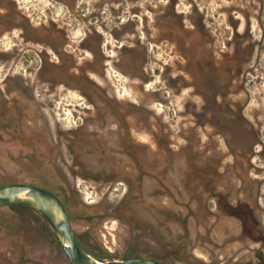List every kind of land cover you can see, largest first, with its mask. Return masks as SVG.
<instances>
[{"label": "rangeland", "instance_id": "rangeland-1", "mask_svg": "<svg viewBox=\"0 0 264 264\" xmlns=\"http://www.w3.org/2000/svg\"><path fill=\"white\" fill-rule=\"evenodd\" d=\"M93 2L0 0V185L56 192L106 260L264 264V0H96L97 59L81 46ZM52 18L77 65L57 85L27 41L52 38ZM8 206L0 248L71 264L39 212Z\"/></svg>", "mask_w": 264, "mask_h": 264}, {"label": "flooded vegetation", "instance_id": "flooded-vegetation-1", "mask_svg": "<svg viewBox=\"0 0 264 264\" xmlns=\"http://www.w3.org/2000/svg\"><path fill=\"white\" fill-rule=\"evenodd\" d=\"M93 4H92L93 8L90 11V14L93 13V15H89V14L84 12L81 16V18L83 20H86V21H91V19L93 17L97 18L95 23H93L94 25H88L87 26L88 30L85 32L86 34L83 37V42L81 43V46L83 47L84 50L88 49L93 54V56H94L93 58L97 59L99 56L103 57V54H105V50H103V45H104L105 41L101 38L102 37V31L100 28L102 27V25L104 27H106V26H105V23L104 24L101 23L102 15H101V10H100V7H101L100 4L98 2H96V0H94ZM113 16L115 18L117 17L115 10H114ZM50 23H51V28H50L49 32L52 35V38H49L48 40H45V39L40 40L39 38H36V39H28L27 38V41L39 42L40 44L42 43L41 45L43 46V48L40 49V52L36 51L34 48L31 49V50H35L36 53L40 57L41 63H40L39 72H41L42 70L43 71L48 70L49 73L52 72L53 75L58 79V77L56 76L57 75L56 74L57 68L63 69L62 74H60L61 76H63L65 73H68L70 69L77 67V65L74 63L69 64L68 61L66 60V52L68 50L67 49L68 33H66V30H64V29L59 30L56 28L59 25H57L54 18H52V21H50L49 24ZM116 26H118V24H117V22L114 21L112 29H113L115 35L117 34ZM92 36H97L98 40H99L98 43L94 40L97 43L94 47L86 42L87 39L91 38ZM187 41H188V39H187ZM135 43H137L139 45V47L141 46V42L139 39H135ZM35 44H37V43H35ZM189 44L190 43H187V45H189ZM141 47H143V46H141ZM142 49H144V47ZM122 50L123 51L125 50V54H127V55L131 54V52L134 51L129 44L127 45V47L125 49H122ZM138 53H139V50H138ZM53 56H56V59H54ZM136 57H137L136 58L137 68L138 69L139 68H142V69L145 68L146 69L145 59L148 58L147 55L142 52L141 55H139V56L137 55ZM106 60L108 62L109 60H113V58H109V59L106 58ZM80 69L82 70L83 68H80ZM138 69H137V71H138L137 75L139 76L140 70H138ZM142 69H141V72H142ZM54 70H55V73L53 72ZM83 71H85V69H83ZM39 72L34 71V73H36V74L37 73L39 74ZM31 73H32V71H31ZM81 75L86 76L85 72H81ZM60 82L66 83V81H60ZM55 83H56L55 85L59 84V79L57 81H55ZM66 84L69 85L68 83H66ZM74 88H76L80 91H83V93H85V90L80 85L75 86ZM124 130H128V129L125 127ZM6 205H9L8 207L13 206V205L30 207L33 210H36L37 212H39L41 214V216L44 218V220H47L48 223L50 224L49 226L51 228V232L52 233L54 232V234L56 235L58 242L60 243L61 250L65 254V256L68 260L67 263L72 264V262L70 261V259L68 258L67 254L65 253V251L62 247V243H61L59 236H58L55 228L53 227L52 223L40 211H38L35 207H33L27 203H9V204H5V205H1V206H6ZM28 205H30V206H28ZM68 212H69V210H68ZM69 216H70V214H69ZM14 227H15V225H11L10 230H8V232H11V230ZM12 236H14V235H12ZM12 236L9 235V237H11V238H12ZM75 236H76V239L78 241L79 237L76 234V231H75ZM78 243L81 247L86 249L84 247L83 243H80L79 241H78ZM0 249H1L0 252L2 253V255L0 256V261L2 264H23V263L24 264H35V262H36V264H42V262H44V260L48 257V255L52 254L50 251H47L45 248L41 249L39 252L36 251L35 253L32 250L20 251V252L16 253L15 250H11V247H10V249H9V247L7 249L5 247H1ZM47 249H49V248H47ZM49 250H51V249H49ZM44 255L46 256L45 258H43ZM134 256H148V255H134ZM134 256H129V257H134ZM149 257H154V256H149ZM154 258H157V257H154ZM38 259H39V262L37 261ZM157 259H159V258H157ZM159 260H161V259H159ZM40 261H42V262H40ZM162 262H164V261H162Z\"/></svg>", "mask_w": 264, "mask_h": 264}, {"label": "water", "instance_id": "water-1", "mask_svg": "<svg viewBox=\"0 0 264 264\" xmlns=\"http://www.w3.org/2000/svg\"><path fill=\"white\" fill-rule=\"evenodd\" d=\"M27 203L40 211L53 225L62 247L72 264H165L149 256L123 257L106 260L81 247L75 236L74 224L67 206L54 191L27 182H8L0 185V206Z\"/></svg>", "mask_w": 264, "mask_h": 264}, {"label": "trees", "instance_id": "trees-1", "mask_svg": "<svg viewBox=\"0 0 264 264\" xmlns=\"http://www.w3.org/2000/svg\"><path fill=\"white\" fill-rule=\"evenodd\" d=\"M78 241H79L80 243H82L81 240H80L79 238H78Z\"/></svg>", "mask_w": 264, "mask_h": 264}]
</instances>
